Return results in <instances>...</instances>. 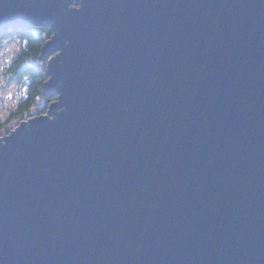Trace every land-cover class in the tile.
I'll return each mask as SVG.
<instances>
[{
  "label": "water",
  "instance_id": "obj_1",
  "mask_svg": "<svg viewBox=\"0 0 264 264\" xmlns=\"http://www.w3.org/2000/svg\"><path fill=\"white\" fill-rule=\"evenodd\" d=\"M27 24L58 97L0 136V264H264V0H0Z\"/></svg>",
  "mask_w": 264,
  "mask_h": 264
},
{
  "label": "trees",
  "instance_id": "obj_2",
  "mask_svg": "<svg viewBox=\"0 0 264 264\" xmlns=\"http://www.w3.org/2000/svg\"><path fill=\"white\" fill-rule=\"evenodd\" d=\"M28 29H30V25H28L25 30L22 29V31L12 29L11 33H5L4 30H0V42L6 38H16L18 39V41H20L18 55L15 57V59L12 60L11 63L6 65L10 67L9 72L14 75H32L33 80L31 81L28 89L29 97L26 100L27 104L33 102L37 97L38 89L46 79V76L44 75L45 70L43 71V69H45L44 67L42 70H34L30 64H24V62L26 61V58L35 57L37 54H39V50L43 44L44 39L51 34L50 27L43 28V32L39 35H33L31 32H27ZM2 132L3 133H1L0 135L8 133L6 129H4V131L2 130Z\"/></svg>",
  "mask_w": 264,
  "mask_h": 264
},
{
  "label": "rangeland",
  "instance_id": "obj_3",
  "mask_svg": "<svg viewBox=\"0 0 264 264\" xmlns=\"http://www.w3.org/2000/svg\"><path fill=\"white\" fill-rule=\"evenodd\" d=\"M51 35H53L52 31H51V34L49 35V38H51ZM19 47H20V41L18 44L16 42H14V40L4 41L2 43V45H0V120H4L5 118H7V114L10 110L13 112V110H14L13 108L15 106L14 104L18 103L20 101V98H21V97H19L20 93L17 94L16 90H19L20 87H22V88L24 87L22 85V83L24 82V79L22 81L16 82L14 79H11L7 73H5L6 68H8V66L6 64L11 63L12 60L15 59V57L19 53V51H18ZM55 53L56 52H53L49 56H52ZM26 59L28 60V58H26ZM40 69L42 70L43 68H40ZM44 70L46 72V69H43V71ZM45 72H44V75L46 76ZM46 79L44 80V82L46 81ZM9 93H12L11 97H8ZM52 96H53V99L51 100V102L57 101L58 95L55 93ZM49 103H50V101L47 102V104H46L45 112L47 110ZM2 108H6V110L4 111V110H2ZM28 111H30V110H28ZM28 111L23 112L19 117L13 118L12 121L8 122L5 125V127L3 128V131H4V129H6V131L9 132L10 130L14 129L17 126L19 121L27 120L30 116L35 115V114H32L30 116L26 115ZM45 112H42V113H45ZM42 113H40V114H42ZM11 114H9L10 117H11ZM24 116H27V118ZM0 136H2V135H0Z\"/></svg>",
  "mask_w": 264,
  "mask_h": 264
},
{
  "label": "flooded vegetation",
  "instance_id": "obj_4",
  "mask_svg": "<svg viewBox=\"0 0 264 264\" xmlns=\"http://www.w3.org/2000/svg\"><path fill=\"white\" fill-rule=\"evenodd\" d=\"M39 28V30H36L34 28ZM46 27V26H45ZM44 26H32L30 25V29H28L27 32H31L33 35H39L40 33H42V29L45 28ZM33 29V30H32ZM7 40H14V42L18 43V39H11V38H6V39H3L1 42H0V45H2V43L4 41H7ZM38 64H34L32 66V68L34 70H39L41 67L40 66H37ZM43 68V67H42ZM9 69L10 67L8 66V68H6V71L5 73H7L11 79H14L16 82H19V81H22L24 79V82L22 83V85L24 86L23 88L20 87L19 90H16V93H20V101L18 103H15L14 105V110L13 112L10 110L7 114V118H5L4 120H0V133H2V130L3 128L5 127V125L12 121L13 118H17L19 117L23 112L25 111H28L26 115L30 116L32 114H40L42 112H45V107H46V104L47 102H51L53 96H49L47 95L43 89H42V85L41 87L38 89V95L37 97L34 99L33 102L31 103H26V100L28 99L29 97V86L31 84V81L33 80V77L32 75L30 74H26V75H21V76H17V75H14L12 73L9 72ZM43 84V83H42ZM2 110H6V108H2ZM12 113V114H11ZM9 114H11V117L9 116ZM27 118V116H24Z\"/></svg>",
  "mask_w": 264,
  "mask_h": 264
},
{
  "label": "bare ground",
  "instance_id": "obj_5",
  "mask_svg": "<svg viewBox=\"0 0 264 264\" xmlns=\"http://www.w3.org/2000/svg\"><path fill=\"white\" fill-rule=\"evenodd\" d=\"M28 25H31V24H27V26ZM27 26H18V25H10L9 27H7L6 29H0V30H4L5 31V33H11L12 32V29H17L18 31H22V29L23 30H25V28L27 27ZM32 26H34V25H32ZM45 27V26H44ZM46 27H49V26H46ZM34 29H36V30H39V28H34ZM51 29V28H50ZM52 31V30H51ZM48 39H50L49 38V36L48 37H46L45 39H44V41H43V44L46 42V40H48ZM19 42V41H18ZM43 44H42V46H43ZM41 46V47H42ZM41 49V48H40ZM40 53H41V51L39 50V54H37L35 57H30V58H28V60L26 59V62H24V64H30L31 66H33L34 64H38L37 66H40L41 68L42 67H44L45 69L47 68V64H48V61H49V59L51 58V56H47V57H41V58H39V55H40ZM56 54V53H55ZM47 78V77H46ZM12 96V93H9L8 94V97H11Z\"/></svg>",
  "mask_w": 264,
  "mask_h": 264
}]
</instances>
